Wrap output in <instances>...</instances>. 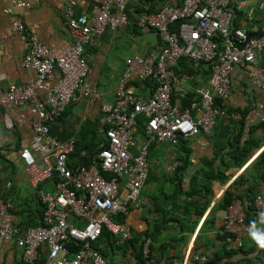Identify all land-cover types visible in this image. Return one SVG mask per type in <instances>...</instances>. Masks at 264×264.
<instances>
[{"label": "built area", "instance_id": "obj_1", "mask_svg": "<svg viewBox=\"0 0 264 264\" xmlns=\"http://www.w3.org/2000/svg\"><path fill=\"white\" fill-rule=\"evenodd\" d=\"M92 2L95 7L90 16L76 15V3L67 2L63 23L72 46L62 56L51 53L30 34L19 14L5 10L12 30L25 44L21 66L36 72L33 82L11 85L0 93V108L10 110L25 105L35 116L30 146L39 154L40 162L29 164L26 172L38 188L36 196L43 205L41 224L34 228L17 226L10 207L0 205V240L14 242L23 264H107L94 245L104 232L118 244L132 239L129 226L117 219L125 218L140 204V192L149 173V148L156 143L174 145L179 139L209 135L219 117L239 121L238 114H229L214 105L215 99L222 104L229 102L235 68H246L251 84L264 88V64L258 61L264 50V27L258 36L251 37L245 29L233 25L236 11L247 6L246 0H179L174 5H162L155 12H142L137 25L154 30L163 46L156 52L126 60L115 88L114 105L101 106L98 123L104 147L95 154V164L71 165L75 139L60 142L49 138V124L59 120L72 101L96 96L84 84L89 68L86 46L92 38L106 30H120L128 21V0ZM17 6L27 8L28 4ZM259 9L264 11V0H260ZM176 22L180 23L178 32H171L170 26ZM183 58L208 64L210 77L209 89L201 91L189 106L179 107L172 100L179 83L174 67ZM55 71L60 73V79L53 82ZM135 80L149 82L152 94L146 98L128 94L127 87ZM38 92H43L42 100L37 99ZM259 109L262 111L263 106ZM140 115L145 124L143 142L137 147ZM256 116L258 121H264L263 114ZM247 132L248 128L244 137ZM250 162L251 159L239 171ZM46 181H52L53 192L40 189ZM254 204L264 209V197L257 195ZM254 219L260 222L257 217ZM251 228L245 223L242 204L236 200L225 214L226 249L244 248L243 238ZM142 255L148 257L149 242L144 244Z\"/></svg>", "mask_w": 264, "mask_h": 264}, {"label": "crops", "instance_id": "obj_2", "mask_svg": "<svg viewBox=\"0 0 264 264\" xmlns=\"http://www.w3.org/2000/svg\"><path fill=\"white\" fill-rule=\"evenodd\" d=\"M68 1L0 0V93L11 85L23 86L36 78L34 70L21 66L25 44L12 30L10 15L5 10L19 14L30 34L35 35L51 53L62 56L72 46L63 23V10ZM73 1L76 15H91L95 7L92 0ZM246 1L247 6L236 11L233 25L256 37L259 29L264 27V11L259 9L260 0ZM178 2L128 0L127 24L115 32L106 30L86 46L85 58L89 68L84 84L96 96L72 101L62 117L49 124L48 130L51 139L60 142L75 139L77 146L71 165H78L84 156L94 162L90 165L95 164L94 155L104 147L105 139L98 123L101 106L114 105L115 88L125 71L126 60L156 52L163 46L154 30L137 25L138 16L145 10L155 12L164 4ZM19 3L28 4V7L20 8ZM258 61L264 64V50L258 55ZM174 71L179 83L177 90L172 92V99L177 106H188L185 103L198 99L201 91L209 89L210 72L206 64L181 59ZM59 79L60 73L55 71L53 82ZM231 80L229 108L248 109L247 124L260 122L256 114L264 115V88L252 85L247 69L242 67L233 70ZM126 91L140 98L152 94L149 82L136 80ZM36 97L42 100L43 92H38ZM259 106H263L262 111ZM192 116H196L195 112ZM34 117L25 105L10 110L0 108V205L10 207L9 212L17 226L32 228L41 224L43 214V205L36 196L38 188L31 183L26 172L29 164L40 162L39 154L30 146L34 136L31 124ZM141 121L144 123L145 118L140 115L138 125ZM231 122L228 117H219L209 135L198 134L178 140L174 145L156 143L149 148V173L140 192V204L122 221L117 219L131 229L132 239L137 240L136 251L126 248L128 241L118 244L110 238L112 244L100 242L107 264H264V250L259 249L250 235L251 231L264 235V225L252 227L243 238V249L249 251L247 255L227 257L221 239L226 214L221 205L223 194L234 181L232 178L242 173L237 168L229 169L224 172L229 177L225 183L212 176L222 174V163L229 157ZM141 128L139 125L136 131L137 147L143 142ZM257 154L258 151H253L249 159ZM40 189L53 192L52 181L42 183ZM257 195L264 197V184L259 186ZM146 242H149V255L139 261L136 254L142 251ZM0 264H23L14 242L0 240Z\"/></svg>", "mask_w": 264, "mask_h": 264}, {"label": "trees", "instance_id": "obj_3", "mask_svg": "<svg viewBox=\"0 0 264 264\" xmlns=\"http://www.w3.org/2000/svg\"><path fill=\"white\" fill-rule=\"evenodd\" d=\"M179 25H180L179 22L174 23L173 25L170 26V31L178 32ZM184 59L185 58H183L182 60ZM206 65L208 66L210 72L209 65L208 64ZM191 101L192 100H189V102L185 104L189 106ZM214 105L216 108L224 110L229 114H238L240 116L239 121L231 122L232 141L228 142L230 148V151L228 153L229 157L227 160H224V162L222 163L224 167L222 174H217L215 176L212 175L214 178H217L221 180L223 183H225L227 180H229L228 179L229 177L226 176L224 172L228 171L231 168H237L238 170H241L249 162L250 154L253 151L261 150L259 154L242 171V173L237 178H235L234 181L227 187V189L223 194L221 205L226 211L233 202H235L236 200L240 201L245 213V223L251 227H255V226L261 227L262 225H264V209L256 207V205L254 204V200L258 194L259 186L264 184V122H258L252 125L247 124V116L249 113L248 109L240 110V111L231 109L229 108L227 103L222 104V102L219 99H215ZM144 124L145 122L144 123L142 121L140 122L139 125L142 127L141 129L144 128ZM246 128H248V132L246 137H244V130ZM76 144L74 145V152L71 157H75V148L77 146ZM91 163L94 162H90L89 157L86 158L85 156L80 158V160L78 161V164H82L85 166H89ZM255 217L259 218L260 222H256L254 219ZM119 221H122V217L119 218ZM110 238H112L116 242V240L113 237L108 235V233L104 232L97 241V243L94 245L95 249H97L104 258L105 255L103 249L100 247V242L101 243L108 242V244L109 243L112 244L109 241ZM221 239L223 241V246L227 257H231L232 255H236V254H243V255L249 254V251L244 250L245 248L244 249L242 248L237 251L227 250L226 249L227 244L225 242L226 236L222 235ZM125 244L127 249L132 248L134 252L136 251V244H137L136 239H132ZM142 257H143L142 251L140 250V253L136 254V259L141 261Z\"/></svg>", "mask_w": 264, "mask_h": 264}, {"label": "clouds", "instance_id": "obj_4", "mask_svg": "<svg viewBox=\"0 0 264 264\" xmlns=\"http://www.w3.org/2000/svg\"><path fill=\"white\" fill-rule=\"evenodd\" d=\"M250 235L252 239L256 242L259 249L264 250V235L260 234L257 231H251Z\"/></svg>", "mask_w": 264, "mask_h": 264}, {"label": "water", "instance_id": "obj_5", "mask_svg": "<svg viewBox=\"0 0 264 264\" xmlns=\"http://www.w3.org/2000/svg\"><path fill=\"white\" fill-rule=\"evenodd\" d=\"M252 158H253V156H252L250 159H252ZM254 158H255V157H254ZM254 158H253V159H254Z\"/></svg>", "mask_w": 264, "mask_h": 264}, {"label": "bare ground", "instance_id": "obj_6", "mask_svg": "<svg viewBox=\"0 0 264 264\" xmlns=\"http://www.w3.org/2000/svg\"><path fill=\"white\" fill-rule=\"evenodd\" d=\"M252 160H253V159H252ZM252 160H251V161H252Z\"/></svg>", "mask_w": 264, "mask_h": 264}]
</instances>
